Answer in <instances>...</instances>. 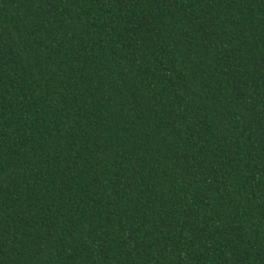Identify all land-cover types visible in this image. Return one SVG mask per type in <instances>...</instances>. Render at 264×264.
Instances as JSON below:
<instances>
[{
  "label": "trees",
  "instance_id": "1",
  "mask_svg": "<svg viewBox=\"0 0 264 264\" xmlns=\"http://www.w3.org/2000/svg\"><path fill=\"white\" fill-rule=\"evenodd\" d=\"M0 264H264V0H0Z\"/></svg>",
  "mask_w": 264,
  "mask_h": 264
}]
</instances>
